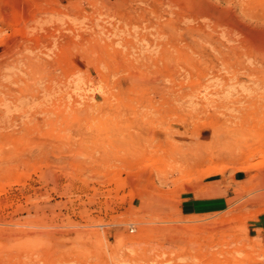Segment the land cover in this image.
Wrapping results in <instances>:
<instances>
[{"label":"rangeland","instance_id":"374dc122","mask_svg":"<svg viewBox=\"0 0 264 264\" xmlns=\"http://www.w3.org/2000/svg\"><path fill=\"white\" fill-rule=\"evenodd\" d=\"M0 264H264V0H0Z\"/></svg>","mask_w":264,"mask_h":264}]
</instances>
